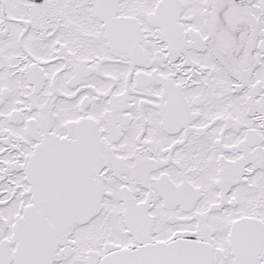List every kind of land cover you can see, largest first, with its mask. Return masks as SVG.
Wrapping results in <instances>:
<instances>
[{"label": "snow or ice", "instance_id": "1", "mask_svg": "<svg viewBox=\"0 0 264 264\" xmlns=\"http://www.w3.org/2000/svg\"><path fill=\"white\" fill-rule=\"evenodd\" d=\"M0 264H264V0H0Z\"/></svg>", "mask_w": 264, "mask_h": 264}]
</instances>
